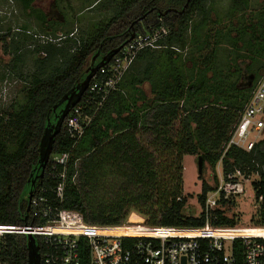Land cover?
<instances>
[{"label":"trees","instance_id":"trees-1","mask_svg":"<svg viewBox=\"0 0 264 264\" xmlns=\"http://www.w3.org/2000/svg\"><path fill=\"white\" fill-rule=\"evenodd\" d=\"M34 1L20 0V4L26 12ZM210 1L190 0L186 5L187 0H121L113 16L95 33L88 31L81 39L73 38L70 31L63 37L52 34L51 41L36 49L46 58L37 62L38 71L29 82L24 77L29 84L24 103L0 112V224L44 223L33 218L31 209L27 212L29 196L43 195L44 189L43 196L55 198L51 190L57 181L51 177L49 157L69 153L64 199L56 204L79 212L89 224L119 226L135 211L150 227L195 229L207 223L213 228L236 227L237 221L225 209L231 199L218 201L209 219L204 213L207 195L219 185L217 175L213 186L202 184V213L186 216L182 163L184 157L193 156L213 169L221 162L226 177L237 171L246 177L259 176L253 188L257 199H262L261 223L255 226H264V139L250 152L227 147L256 83L264 76L258 72L264 70V7L247 18L249 0H231L223 27L212 28ZM154 7L170 12L159 16ZM140 18L143 22L132 28ZM40 19L45 21L43 16ZM162 26L172 31L161 42L165 48L140 52L101 106L100 96L90 93L92 82L78 96L94 56L99 57L98 65L132 34ZM28 42L12 41L16 59ZM247 76L250 81L254 76L252 85L239 84ZM145 84L149 95L142 89ZM67 95L73 96L75 105L47 147L44 138L63 114L66 103L61 102ZM79 106L85 107L92 122L75 144L66 122ZM146 112H150L148 121H144ZM46 150L49 155L44 167ZM109 177L120 184L110 197L109 192L101 193ZM96 190L99 195L93 197ZM148 205L155 213L146 209ZM35 249L43 264L40 238ZM80 250L82 264H90L86 239H81ZM233 251L238 264H243L242 241L235 242ZM0 262L30 264L27 237L8 236Z\"/></svg>","mask_w":264,"mask_h":264},{"label":"built area","instance_id":"built-area-1","mask_svg":"<svg viewBox=\"0 0 264 264\" xmlns=\"http://www.w3.org/2000/svg\"><path fill=\"white\" fill-rule=\"evenodd\" d=\"M171 33V30L162 26L135 34L134 39L108 64L98 69L89 87L90 93L100 96V106L117 89L138 54L145 50L164 49L161 42ZM174 49L180 52L177 47ZM84 109L83 106L74 108L66 122L68 135L75 144L92 122V117ZM263 132L264 76L256 83L227 147L234 146L250 152ZM49 159L52 163L51 177L57 181L51 190L55 198L51 200L43 196L47 193L43 189V195L30 201L33 218L41 219L44 223L32 226L0 224V251L8 236H33L35 241L37 238L42 241L43 264H82L81 239L87 240L90 264H238L233 249L236 241H242L243 264H264V234H235L261 232L264 226L213 228L207 223L204 228L195 229L150 227L147 219L142 222L130 221L131 215L119 226L89 224L79 212L65 210L57 205L64 199L70 154L50 156ZM76 180L77 174L73 177V181ZM246 181L249 178L239 171L223 176L217 189L207 195L204 209L206 217H211L222 198L232 200L243 195ZM123 229H144L145 232L131 236L120 232Z\"/></svg>","mask_w":264,"mask_h":264},{"label":"rangeland","instance_id":"rangeland-1","mask_svg":"<svg viewBox=\"0 0 264 264\" xmlns=\"http://www.w3.org/2000/svg\"><path fill=\"white\" fill-rule=\"evenodd\" d=\"M96 1L98 2L95 3ZM120 2L121 0H35L30 9L33 12L28 13V11L23 10L20 0H0V112L9 111L11 108L24 103L30 77L38 71L37 62H43L46 58L45 53H37L36 49L48 40L51 41L50 39L54 38L52 34L63 37L66 32L70 31L73 33V38L81 39L86 36L88 31L95 33L107 19L113 16L114 7ZM93 4L91 9L88 8ZM231 7V0H211L208 2V9L211 11L214 20L209 25L212 28H222L223 21L227 19V13ZM263 7L264 0H249L246 9L247 18ZM42 16L44 22L40 19ZM24 39L29 41L28 46L23 47L22 56L19 55L20 58L16 59L17 54L12 49V41ZM14 65L16 71L12 68ZM258 72L263 74L264 70L259 69ZM24 77H28V82L25 81L26 78ZM245 81L244 79L239 84L244 85ZM142 89L148 95L150 94L148 84L142 86ZM149 115L150 112L144 114V121H148ZM259 136L258 142L264 139V132ZM182 168L183 187L181 196L187 198L185 214L186 216H199L202 213L199 197L203 182L213 186L215 175L218 176L219 181L224 176V167L220 162L216 169H213L208 163L203 162V174L199 176L198 157L186 156L183 159ZM248 178L249 181L245 182L246 192L240 197L232 199L225 208L228 216L237 221L238 227H252L261 223L262 200L257 199L256 191L253 188V183L258 182L259 176L251 175ZM119 186L120 184L114 181L113 177H109L108 184L102 186L101 193L107 194L109 192V197L113 196L111 195L115 194L113 189L117 191ZM112 191L113 193H111ZM97 194L99 195L98 190L92 192L93 197ZM96 205L94 203L93 206ZM146 209L150 213H155L156 210L149 205ZM132 213L130 221L142 222L145 220L143 215L135 211ZM157 217L160 218L159 215Z\"/></svg>","mask_w":264,"mask_h":264},{"label":"water","instance_id":"water-1","mask_svg":"<svg viewBox=\"0 0 264 264\" xmlns=\"http://www.w3.org/2000/svg\"><path fill=\"white\" fill-rule=\"evenodd\" d=\"M189 2H190V0H187V4L186 5H188ZM168 12L169 11H166L165 13H163V15L168 14ZM160 16H162L161 13H160ZM143 19L144 18H140L137 22L142 21ZM134 36H135V33L132 34L130 39L123 46H121L118 49H116L113 52H111V54L109 56L104 57L101 60L100 64L95 65V62L97 61L98 56L96 55V56L93 57V60L91 62V66L86 71L87 77H86L85 81L81 84L82 90H81V88H79L80 91H79L78 96H80V94L82 93L81 91H85L88 88L92 77L98 71L100 66L108 64L111 61V59L114 56H116L119 53V51L125 45H127L131 40L134 39ZM253 79H254V76L251 77L252 81H253ZM72 98H73L72 95H67L65 98H63L61 104L66 103L65 110H64L63 114L60 116V118H57L58 119L57 125L53 126L50 129L49 134H46V136L44 138L45 140H47V147L50 146L53 138L55 137V135L60 130V127L63 125L64 119H65L66 115L69 113L70 108L75 105V103L72 102ZM52 132H53V134H51ZM47 133H48V131H47ZM47 135H49V136H47ZM48 155L49 154H48L47 150L45 152H43L42 164H44V167H45V165L48 162ZM198 169H199V171H198L199 172V176H202V174H203V159L201 157L198 158ZM43 176H44V169H43L42 173L38 176V178L42 179ZM31 199H32V194H30V196H29V205H28V210H27L28 213L30 212V201H31ZM27 240H28V248H29L30 259L34 260V262H37L38 261V255H37V252L35 251V238L33 236H28Z\"/></svg>","mask_w":264,"mask_h":264},{"label":"flooded vegetation","instance_id":"flooded-vegetation-1","mask_svg":"<svg viewBox=\"0 0 264 264\" xmlns=\"http://www.w3.org/2000/svg\"><path fill=\"white\" fill-rule=\"evenodd\" d=\"M18 1V0H17ZM33 4V3H32ZM154 9H155V11L158 13V15L160 16V13H161V15H163V13H165V12H162L160 9H158V8H156V7H154ZM167 11H169L170 12V10H167ZM175 11V10H174ZM30 12H32V11H28V13H30ZM168 12V13H169ZM139 20V19H138ZM138 20H135L134 22H133V24L131 25V27L133 28L135 25H138L139 23H142L143 22V20L142 21H139V22H137ZM98 56V55H97ZM99 59V57L97 58V60ZM98 62L96 61L95 62V65L97 64ZM248 77L249 76H247V77H245V82H244V86H251L252 85V81H250L249 79H248ZM35 251L37 252V250L35 249ZM30 264H41V261H40V257L38 256V261L37 262H34V260H32V259H30Z\"/></svg>","mask_w":264,"mask_h":264},{"label":"bare ground","instance_id":"bare-ground-1","mask_svg":"<svg viewBox=\"0 0 264 264\" xmlns=\"http://www.w3.org/2000/svg\"><path fill=\"white\" fill-rule=\"evenodd\" d=\"M110 231H111V230H110ZM142 231L145 232L144 229H140V230H138V229H129V230L123 229V230H120V232L127 233V234H129V235H131V236L142 235V234H143ZM112 232H117V231H113V230H112ZM256 233L264 234V231L256 232ZM256 233H254V234H256ZM235 234H236V235H238V234H242V235H244V236H251V234H245V233H235Z\"/></svg>","mask_w":264,"mask_h":264}]
</instances>
